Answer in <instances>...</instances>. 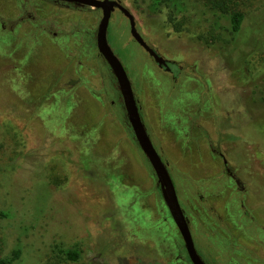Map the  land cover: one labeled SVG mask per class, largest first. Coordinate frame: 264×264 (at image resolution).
Returning a JSON list of instances; mask_svg holds the SVG:
<instances>
[{
    "label": "rangeland",
    "instance_id": "374dc122",
    "mask_svg": "<svg viewBox=\"0 0 264 264\" xmlns=\"http://www.w3.org/2000/svg\"><path fill=\"white\" fill-rule=\"evenodd\" d=\"M116 1L175 69H159L114 10L108 44L195 248L206 264H264V41L248 57L246 36L225 57L215 13H243L247 33L264 0ZM36 4L0 0V257L20 246L17 264H191L96 53L100 13L53 11L47 39ZM82 30L85 45L71 34Z\"/></svg>",
    "mask_w": 264,
    "mask_h": 264
},
{
    "label": "water",
    "instance_id": "95a60500",
    "mask_svg": "<svg viewBox=\"0 0 264 264\" xmlns=\"http://www.w3.org/2000/svg\"><path fill=\"white\" fill-rule=\"evenodd\" d=\"M74 2L91 8L101 10V16L96 28L95 44L99 55L103 58L111 71L126 114L127 122L131 133L138 144L139 149L149 163L159 186L162 200L166 206L168 214L174 223L179 236L184 244L187 256L191 264H205L197 253L192 235L179 204L174 183L167 170L165 163L155 150L146 128L141 120L139 107L134 96L131 83L127 74L116 55L111 50L107 40V28L112 12L117 9L129 23L130 35L135 42L151 57L158 68L167 67V60L160 56L150 47L136 29L135 21L129 10L116 0H61Z\"/></svg>",
    "mask_w": 264,
    "mask_h": 264
},
{
    "label": "trees",
    "instance_id": "16d2710c",
    "mask_svg": "<svg viewBox=\"0 0 264 264\" xmlns=\"http://www.w3.org/2000/svg\"><path fill=\"white\" fill-rule=\"evenodd\" d=\"M165 1L167 0H153V5L158 6L161 2ZM175 5L177 8L178 4ZM215 13L218 14V25L226 29L229 33V39L225 41L226 45H224V53L226 54V56L224 54L225 57H229L232 53L241 52L244 45L243 39H245L246 36L249 37L246 55L249 57L252 53L259 50L262 42L264 41V19H256L252 28L246 33L244 28L245 17L243 13L236 11L225 14L221 10H216ZM244 52L245 51H243V53ZM259 73L261 75L262 71L260 70ZM0 216L6 217L4 213H0ZM63 253L70 261H77L80 258V252L77 248L66 249ZM21 254L22 252L20 246H16L6 256L0 257V264H17V262L21 259Z\"/></svg>",
    "mask_w": 264,
    "mask_h": 264
},
{
    "label": "flooded vegetation",
    "instance_id": "af4514ba",
    "mask_svg": "<svg viewBox=\"0 0 264 264\" xmlns=\"http://www.w3.org/2000/svg\"><path fill=\"white\" fill-rule=\"evenodd\" d=\"M37 4L35 5V14L32 16L34 19L38 20L39 23H40V26L38 27L39 28V31L36 32L37 34V37L38 35L40 36H44L46 37L47 39H51L52 37L53 38H56V35L57 33L54 32V31H50L49 30V27L52 25V22H53V19L51 18L52 16V13L53 11H56V10H60V12H70L72 18H79L80 19V15L78 12H81V16L82 14H87V13H100V16H101V10L100 9H96V8H91V7H88V6H85V5H81V4H78V3H74V2H67V1H61V0H36ZM90 9H93V11H90ZM117 10V9H115ZM114 12V11H113ZM112 12V13H113ZM29 17V16H28ZM100 19V18H99ZM82 20V19H81ZM80 21V20H79ZM80 22H83V21H80ZM99 22V20H98ZM98 22L96 24V27H95V31L93 32V37H94V44H95V37H96V28H97V25H98ZM71 34H80L81 35V38H82V41L80 42L81 45H83L86 41V44L89 43V32L88 30H82V31H76V32H71ZM67 34H65L66 36ZM50 44L52 46H54V43L50 42ZM85 45V44H84ZM83 48V47H81ZM95 49H96V44H95ZM75 52V51H74ZM74 52L73 51H70V55L69 56L70 58L69 59H73L74 57ZM96 53L97 55L103 60V58L99 55V53L97 52V49H96ZM77 56V55H76ZM151 58V57H150ZM152 59V58H151ZM153 60V59H152ZM104 61V60H103ZM105 62V61H104ZM154 62V61H153ZM107 65V64H106ZM157 66V65H156ZM167 67L168 69H166L165 67H162V68H159L161 70H164V71H167L169 73H174L175 72V69H174V66L171 62H169L167 60ZM107 69L109 70L108 66H107ZM110 74L112 75L111 71L109 70ZM113 77V75H112ZM114 79V77H113ZM114 85L118 91V88H117V85H116V82H115V79H114ZM119 93V91H118ZM119 97H120V93H119ZM120 102H121V106L123 107V104H122V100H121V97H120ZM221 156V154H219ZM165 163V162H164ZM223 163H225V161H223ZM166 165V163H165ZM167 167V166H166ZM168 170V169H167ZM178 198V196H177ZM179 201V199H178ZM179 204L181 206V209L184 213V216L187 220V223H188V226H189V229H190V232H191V227H190V222H189V219L179 201ZM192 235V234H191ZM181 239V238H180ZM182 241V240H181ZM194 242V241H193ZM183 243V242H182ZM195 246V245H194ZM196 249V248H195ZM186 251V250H185ZM197 253L199 254V256L201 257L200 253L198 252V250L196 249ZM187 254V253H186ZM188 257V256H187ZM202 259V257H201ZM189 260V259H188ZM203 260V259H202ZM204 261V260H203ZM205 262V261H204ZM206 264V263H205Z\"/></svg>",
    "mask_w": 264,
    "mask_h": 264
}]
</instances>
